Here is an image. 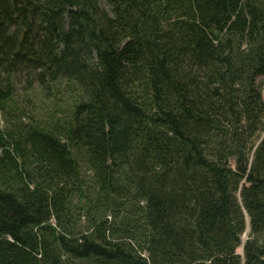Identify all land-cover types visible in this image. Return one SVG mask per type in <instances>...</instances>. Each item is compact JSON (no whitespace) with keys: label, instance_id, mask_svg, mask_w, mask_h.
<instances>
[{"label":"trees","instance_id":"16d2710c","mask_svg":"<svg viewBox=\"0 0 264 264\" xmlns=\"http://www.w3.org/2000/svg\"><path fill=\"white\" fill-rule=\"evenodd\" d=\"M0 117V264H264V0H0Z\"/></svg>","mask_w":264,"mask_h":264},{"label":"rangeland","instance_id":"374dc122","mask_svg":"<svg viewBox=\"0 0 264 264\" xmlns=\"http://www.w3.org/2000/svg\"><path fill=\"white\" fill-rule=\"evenodd\" d=\"M1 119H2V118L0 117V121H1V123L3 124V121H2ZM248 233H249V229H248V231H247L246 235L244 236V239H246V238H247V236H248ZM238 253H240V254H243V249H242V248L238 249Z\"/></svg>","mask_w":264,"mask_h":264}]
</instances>
